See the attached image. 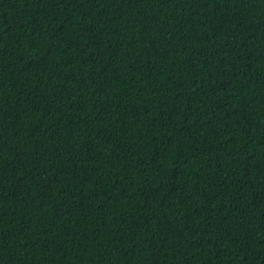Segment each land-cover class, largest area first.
I'll return each instance as SVG.
<instances>
[{
    "label": "trees",
    "instance_id": "trees-1",
    "mask_svg": "<svg viewBox=\"0 0 264 264\" xmlns=\"http://www.w3.org/2000/svg\"><path fill=\"white\" fill-rule=\"evenodd\" d=\"M0 264H264V0H0Z\"/></svg>",
    "mask_w": 264,
    "mask_h": 264
}]
</instances>
